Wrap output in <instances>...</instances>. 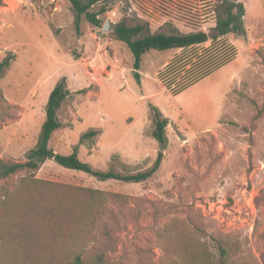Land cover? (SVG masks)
Instances as JSON below:
<instances>
[{"label": "rangeland", "instance_id": "obj_1", "mask_svg": "<svg viewBox=\"0 0 264 264\" xmlns=\"http://www.w3.org/2000/svg\"><path fill=\"white\" fill-rule=\"evenodd\" d=\"M242 1L245 31L227 36L236 57L174 95L158 73L180 49L151 50L135 70L127 45L102 27L111 18L152 32L209 31V0H104L101 27L77 20L69 0H0V62L9 61L0 73V158L27 159L62 77L73 94L49 143L55 152L78 145L94 168L127 175L151 169L163 151L141 182L101 180L48 159L0 177V205L25 178L91 190L93 208L67 243L86 264H264V0ZM155 107L169 120L165 146L152 134ZM91 128L99 134L80 143ZM13 227L0 223V264H35L34 234L5 232Z\"/></svg>", "mask_w": 264, "mask_h": 264}, {"label": "trees", "instance_id": "obj_2", "mask_svg": "<svg viewBox=\"0 0 264 264\" xmlns=\"http://www.w3.org/2000/svg\"><path fill=\"white\" fill-rule=\"evenodd\" d=\"M77 20L82 16L95 26H102L100 15L110 8L104 0H69ZM206 11L213 12L215 24L209 31L204 29L182 32L171 26L169 32H152L149 23L130 24L127 19L120 20L114 29L117 40L125 43L134 56V69L139 70L143 56L151 50L165 51L180 49L159 71L158 78L165 88L177 95L205 77L211 75L232 61L237 55V48L227 38L230 33H243L246 7L242 0H209ZM9 66L8 59L0 62V73ZM140 79V73L136 71ZM85 91V89H83ZM66 77H62L51 91L47 105L46 118L41 125L36 145L28 153L25 161H7L0 158V177H9L23 170H37L48 159H54L63 167L90 173L101 180L122 179L141 182L151 177L159 168L163 151H160L155 165L147 170L123 175L114 170L103 171L80 159L78 145L70 154L55 152L49 145L53 134L64 127L59 118L63 104L72 95ZM153 137L165 146L166 128L169 120L157 107L154 108ZM100 130L91 128L85 131L80 143L93 138ZM13 196L3 201L4 212L0 223L11 220L14 227L6 233L25 239L34 234V246L39 254L35 264H86L81 253L73 254L68 242L76 241L74 231L76 221H80L84 211L92 210L95 195L91 190L80 186H67L36 178H25ZM59 189L60 203H57ZM66 188V189H65ZM100 197V196H99ZM10 199V200H9ZM54 201L52 202V200ZM41 228L36 231V228ZM78 240V239H77ZM22 241V240H21ZM222 258L226 251L220 249ZM102 260V257L101 259ZM222 264L226 262L222 261Z\"/></svg>", "mask_w": 264, "mask_h": 264}, {"label": "water", "instance_id": "obj_3", "mask_svg": "<svg viewBox=\"0 0 264 264\" xmlns=\"http://www.w3.org/2000/svg\"><path fill=\"white\" fill-rule=\"evenodd\" d=\"M117 24L109 18L106 23L103 25L102 30L105 32H108L109 30H114L116 28Z\"/></svg>", "mask_w": 264, "mask_h": 264}]
</instances>
